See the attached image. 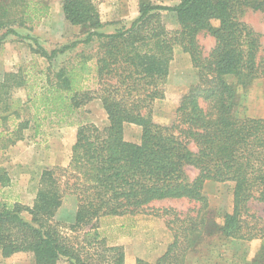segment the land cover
<instances>
[{
  "label": "trees",
  "instance_id": "obj_1",
  "mask_svg": "<svg viewBox=\"0 0 264 264\" xmlns=\"http://www.w3.org/2000/svg\"><path fill=\"white\" fill-rule=\"evenodd\" d=\"M15 7L19 26L47 13L37 1L0 0V28L8 25L4 19ZM61 9L65 20L83 29L84 38L47 51L25 36L49 64L5 73L0 81V150L20 139L31 120L37 128L94 99L101 101L108 124L77 126L64 170L72 179L65 186L77 200L73 221L55 219L65 176L44 169L31 204L0 203V255L26 252L35 264L64 259L68 264H125L122 247L107 242L100 221L133 216L154 201L184 199L198 206L174 218L173 240L165 252L154 262L137 258L135 264H184L185 253L203 232L232 240L259 238L260 253L247 264H264V223L252 209L255 203L264 205V119L242 114L245 92L264 76L261 34L242 15L249 9L264 17V0H179L175 5L138 0L136 18L111 32L104 27L115 22L101 20L96 0H62ZM163 12H174L179 26L168 29ZM6 33L19 36L10 27ZM200 33L214 40L208 52L198 41ZM80 43H95L94 52H76L59 67L50 64ZM175 46L189 55L198 79L180 95L173 119L161 123L153 117V104L166 97ZM16 90L26 100L12 97ZM26 109L30 116L24 119ZM127 123L141 126L139 143L124 139ZM187 166L196 170L192 179ZM4 180L1 176L2 186ZM206 181L233 183L232 210L221 224L205 216Z\"/></svg>",
  "mask_w": 264,
  "mask_h": 264
},
{
  "label": "rangeland",
  "instance_id": "obj_2",
  "mask_svg": "<svg viewBox=\"0 0 264 264\" xmlns=\"http://www.w3.org/2000/svg\"><path fill=\"white\" fill-rule=\"evenodd\" d=\"M33 1L47 6V13L39 19L25 23L24 26H19L17 25L19 16L15 7L4 19L5 21L10 20L8 25L0 28V81L8 72L30 71L32 66L34 70H40L48 66L49 63L43 57L32 51V41L25 38L26 35L36 38L47 51L84 38V31L81 27L72 25L65 20L61 9L62 0ZM96 1L101 20L115 22L104 27L106 32H111L122 25H128L138 15V0ZM153 1L157 4L175 5L179 0ZM242 19L261 34L264 46L263 15L248 9L244 11ZM162 20L170 30L179 26L174 12H163ZM9 27L14 28L20 37L11 33L4 34ZM198 41L205 52H208L214 45L213 38L208 34L200 33ZM95 46V43L91 45L80 43L73 50L56 56L50 64L53 67L65 65L76 52L84 51L90 54L94 52ZM172 63L174 64V73L164 86L165 103L158 107L160 112L157 115L164 114L163 117L167 119L161 123H169L173 119L177 101L183 94L178 90L179 87L184 86L188 89L198 79L196 70L190 63L189 55L184 53L179 46L174 47ZM87 85L92 88L95 86L92 82H88ZM13 93L12 97L20 96L23 101L26 100L22 90H16ZM245 93L242 114L264 119V76L255 79ZM29 116L27 109L21 112L22 118L26 119ZM156 117L155 119L159 121ZM85 121H93L99 126L105 122V111L99 99L92 100L80 110L69 114V116H64L61 120L51 116L42 121L37 128H34V122L31 120L29 126L22 131L20 139L0 150V177L5 176V180L2 182L6 184L2 186L0 181V203L19 201L23 204H31L38 188L40 173L44 169L53 168L57 175L65 176V178H61L64 188L62 206L55 219L64 223L72 222L77 200L65 186V183L67 182L66 185L68 182L70 184L72 179L70 181L66 179L67 175L64 170L70 161V147L75 140L77 126ZM131 132L133 133V131ZM66 158H68L67 164L61 165L60 162L63 163ZM186 173L189 178L196 173V170L192 166H187ZM204 193L209 202L206 218L221 224L224 214L232 210L233 183L208 181L204 186ZM197 206V204L184 199L152 202L133 216L102 219L99 223L100 231L109 244L122 247L125 264L132 262L136 252L148 254V259L143 260L154 262L162 255L158 254L159 245L163 241L173 240V230L171 231L169 227H175L174 218L183 217L189 209L192 210ZM252 209L264 223V205L255 203L252 205ZM190 212L191 214L195 213ZM200 240L187 250L184 264H247L260 253L262 243L259 238L249 241L232 240L223 238L219 233L205 235L204 232ZM153 253L155 255L152 256ZM127 260L128 262H126ZM0 264L35 263L31 254L19 252L8 258L0 255ZM59 264H68V262L64 259Z\"/></svg>",
  "mask_w": 264,
  "mask_h": 264
},
{
  "label": "crops",
  "instance_id": "obj_3",
  "mask_svg": "<svg viewBox=\"0 0 264 264\" xmlns=\"http://www.w3.org/2000/svg\"><path fill=\"white\" fill-rule=\"evenodd\" d=\"M174 71V64L172 63V61H171V63H170V68H169V75H168V78H167V82H168V80H170V78L172 77V74L174 73L173 72ZM180 92H183V93H185L186 92V87H184V86H181V87H179V89H178ZM168 91V90H167ZM164 103H165V101H164V98L163 99H157V100H155L154 101V104H153V117L155 118L156 117V115L160 112V110H159V106L160 105H164ZM101 106H102V104H101ZM103 108V107H102ZM164 115V114H163ZM163 115L162 114H160V116L159 115H157V117L156 118H158V120H159V122H164V121H166L167 119L166 118H164L163 117ZM90 122H92V123H94L93 121H90ZM94 124H96V123H94ZM108 124V119H107V116H106V114H105V122L102 124V125H98V124H96L97 126H99V127H103V126H105V125H107ZM131 131H133V133L131 132ZM123 135H124V139L125 140H127V141H130V142H134V143H139L140 142V140H141V126H139V125H137V124H133V123H127V124H125L124 125V132H123ZM75 141V140H74ZM74 141L72 142V144L74 143ZM71 148V147H70ZM67 162H68V158H66V160L63 162V163H61L60 162V164L61 165H66L67 164ZM57 164V163H56ZM196 174V173H195ZM195 174L192 176V177H189L188 179H192L194 176H195ZM208 181H206L205 182V184H204V186L206 185V183H207ZM154 202H156V201H154ZM62 206V205H61ZM61 208V207H60ZM59 208V209H60ZM58 209V210H59ZM57 213H58V211H57ZM56 213V214H57ZM56 216V215H55ZM171 241L170 240H168L167 242L165 241H163V243H161V245H159V247H158V251H159V253L158 254H163L164 252H165V250H166V248H167V246H168V244L170 243ZM157 254V255H158ZM152 256L153 255H155L154 253L153 254H151ZM148 254H146V253H143V252H139V253H137L136 252V254H135V257H134V259L132 260V262L130 263V264H134V261H135V259L136 258H142V259H148ZM8 258V257H7ZM126 262H128V260L126 261Z\"/></svg>",
  "mask_w": 264,
  "mask_h": 264
}]
</instances>
